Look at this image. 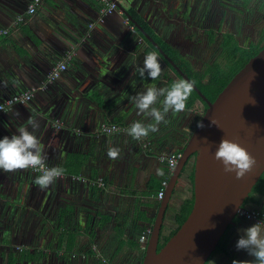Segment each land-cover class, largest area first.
Returning <instances> with one entry per match:
<instances>
[{
	"label": "crops",
	"instance_id": "1",
	"mask_svg": "<svg viewBox=\"0 0 264 264\" xmlns=\"http://www.w3.org/2000/svg\"><path fill=\"white\" fill-rule=\"evenodd\" d=\"M31 1L0 0V29H9L0 35V102L40 87L67 51L73 55L67 69L30 101L0 114V139L37 117L46 164L65 173L41 190L33 183L37 173L0 170V264H106L103 258L110 264H140L145 251L139 236L152 227L165 198L156 196L168 173L159 156L181 152L202 113V105L170 111L167 123L147 138L136 141L127 134L133 121L152 122L138 114L131 98L181 79L142 30L199 70L221 61L228 39L240 48L264 45V0H118L141 29L117 6L98 22V1L40 0L28 14ZM19 15L23 21L13 25ZM152 51L162 66L159 79L133 74ZM102 123L124 130L101 133ZM109 147L121 150L118 159L108 158ZM156 168L164 175L158 176ZM188 171L172 191L163 221L167 227L173 225L174 209L190 195ZM96 178L105 185L88 183ZM245 208L264 215V180ZM254 223L237 217L206 264L253 259L235 244L238 230Z\"/></svg>",
	"mask_w": 264,
	"mask_h": 264
},
{
	"label": "water",
	"instance_id": "2",
	"mask_svg": "<svg viewBox=\"0 0 264 264\" xmlns=\"http://www.w3.org/2000/svg\"><path fill=\"white\" fill-rule=\"evenodd\" d=\"M115 3L140 28L118 0ZM142 32L174 70L183 79L191 81L160 45ZM194 90L207 107L187 139L169 178L165 198L160 201L140 264H205L228 226L235 224L237 211L248 210L244 206L245 200L264 172V47L249 58L212 101L195 84ZM200 124L203 127L198 126ZM222 138L239 143L256 159V165L243 179H236L234 173L226 174L223 166L214 160ZM192 154L195 158L191 210L174 234L158 249L172 191Z\"/></svg>",
	"mask_w": 264,
	"mask_h": 264
},
{
	"label": "clouds",
	"instance_id": "3",
	"mask_svg": "<svg viewBox=\"0 0 264 264\" xmlns=\"http://www.w3.org/2000/svg\"><path fill=\"white\" fill-rule=\"evenodd\" d=\"M161 73L162 66L158 55L152 51L145 55L142 65L135 67L133 74H138L142 79L157 80ZM193 89V82L177 79L169 87L150 86L137 93L131 99L138 114L147 116L152 122L146 124L140 120L133 121L127 129V134L134 140L141 141L147 138L150 133H156L161 123H167L166 115L170 111L173 114H178L185 110L186 102ZM158 103L162 106L157 107ZM15 115L19 116V113L17 112ZM211 122L215 124L214 121ZM198 126L203 127L202 124ZM39 128L38 118L30 116L17 128L16 133L0 139V170L15 172L34 169L39 174L36 175L33 183L44 190L54 184L58 178H62L65 170L61 166H47L41 142L36 135ZM120 152L118 147H109L107 156L110 159H118ZM214 160L223 166V171L226 174L234 173L236 179H243L257 163L256 159L244 147L227 138H222L218 144ZM156 174L163 176V169L156 168ZM238 231L241 234L235 244L237 251H246L253 259L233 260L232 264H264V220L257 221Z\"/></svg>",
	"mask_w": 264,
	"mask_h": 264
},
{
	"label": "trees",
	"instance_id": "4",
	"mask_svg": "<svg viewBox=\"0 0 264 264\" xmlns=\"http://www.w3.org/2000/svg\"><path fill=\"white\" fill-rule=\"evenodd\" d=\"M224 54L221 57V61H217L213 64H209L206 67L195 70L190 64L181 59L180 56L172 55L168 52L166 45L161 44L162 48L169 53L170 57L175 61V63L181 68V70L191 79V81L200 89V91L206 96L208 100H213L217 94L222 90V88L227 84L231 77L251 58L255 55L263 46L259 44H252L248 48H240L233 45L232 39L226 41ZM150 46L155 49L151 44ZM165 60V59H164ZM167 65L174 70V68L169 64L167 60ZM177 73V72H176ZM177 75L183 79L178 73ZM195 105H202L205 109L207 107L206 102L199 96V94L193 89L191 96L186 102L187 108H192ZM194 158L195 154H192L186 161L183 170L189 168L188 179L191 182L190 185V195L181 201V203L174 209L172 217V227H167L166 223H163L160 239L158 244V249H160L163 244L169 239L171 235L179 228L181 223L185 220L188 213L191 210L193 203V173H194ZM263 174L260 179H262ZM262 180H258L256 185L253 187L256 189L258 183ZM229 227V226H228ZM225 233L219 240V243L215 249L218 250L223 245V240ZM23 250V249H22ZM20 250V252L22 251ZM214 253V251H213Z\"/></svg>",
	"mask_w": 264,
	"mask_h": 264
},
{
	"label": "built area",
	"instance_id": "5",
	"mask_svg": "<svg viewBox=\"0 0 264 264\" xmlns=\"http://www.w3.org/2000/svg\"><path fill=\"white\" fill-rule=\"evenodd\" d=\"M94 1H98L102 4V6L99 9L98 16H97L98 22H104L106 16L112 14L117 9L116 3L113 2L112 0H94ZM39 3H40V0H32L28 4L27 13L33 14ZM23 19H24V16L19 15L16 18V20L14 21L13 25H17V23L23 21ZM92 25L93 24L91 23L89 26L92 27ZM8 32H9V29H0V35L7 34ZM72 55H73V51H71V50L67 51L65 57L52 66V68L50 69V71L48 72V74L46 76V79H45L43 85H41L40 87H30L28 89H25L24 91L12 94L9 97H7L6 99H4L2 102H0V114L9 111L15 104L26 103V102L30 101L38 89L45 88L47 84H50L55 79H57L67 69V62L72 57ZM123 130H124V128L120 124L102 123L100 125L98 131L101 133L110 134V133L120 132ZM180 155H181V152L175 151V152H172L170 154L159 156V160L165 164L168 173L161 180V183H160L161 186H160V188L157 192V195H156L158 200L162 199V197L165 195V189L168 185L169 178H170V176H171V174H172V172H173V170L177 164V161H178ZM28 170H30L33 173L39 174L34 169H28ZM75 178L80 179V177H75ZM83 180L84 179L81 178V181H83ZM88 183L90 185L98 186V187H103L105 185V183L103 182V180L101 178L90 179L88 181ZM236 216L237 217H244L246 219L254 221L255 223L257 221L264 220V215L261 214L260 212L256 211V210L239 209L236 213ZM151 230H152V227H150V226L146 227L145 230L139 236V240L141 242V249L144 251L146 249L147 239L151 233ZM16 249L19 251L22 250L21 247H19V246H17ZM102 261L106 264H110V263H107L106 259H104V258L102 259Z\"/></svg>",
	"mask_w": 264,
	"mask_h": 264
},
{
	"label": "flooded vegetation",
	"instance_id": "6",
	"mask_svg": "<svg viewBox=\"0 0 264 264\" xmlns=\"http://www.w3.org/2000/svg\"><path fill=\"white\" fill-rule=\"evenodd\" d=\"M204 110H205V109H204L203 106H202L201 109H200V111H202L201 115L203 114ZM263 173H264V172H263ZM259 180H262V181H263V180H264V175L262 176V179H259ZM262 181H260V183H258L257 186L260 185ZM257 182H258V181H257ZM255 185H256V184H255ZM251 192H252V191H251ZM250 194H251V193H250ZM229 227H230V226H229ZM229 227H228L227 230L225 231V235L227 234V231H228ZM214 251H215V250H214ZM210 256H211V255H210ZM207 261H208V260H207ZM207 261H206V263H207ZM206 263H205V264H206Z\"/></svg>",
	"mask_w": 264,
	"mask_h": 264
},
{
	"label": "rangeland",
	"instance_id": "7",
	"mask_svg": "<svg viewBox=\"0 0 264 264\" xmlns=\"http://www.w3.org/2000/svg\"><path fill=\"white\" fill-rule=\"evenodd\" d=\"M204 56V52L202 53V55H201V57H203ZM200 58V57H199ZM220 62V61H219ZM200 63V61L197 63V64H199ZM263 175H264V173H263ZM255 189V188H254ZM179 194H177V196H178ZM244 206L246 207L247 206V199L245 200V203H244ZM237 217H235V219H236ZM23 251V250H22ZM213 253V252H212Z\"/></svg>",
	"mask_w": 264,
	"mask_h": 264
}]
</instances>
